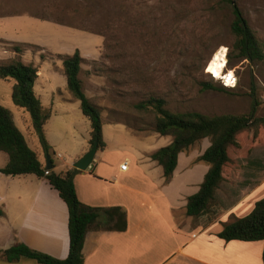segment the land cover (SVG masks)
<instances>
[{
	"label": "crops",
	"instance_id": "1",
	"mask_svg": "<svg viewBox=\"0 0 264 264\" xmlns=\"http://www.w3.org/2000/svg\"><path fill=\"white\" fill-rule=\"evenodd\" d=\"M4 20L0 17V22ZM1 28L0 24V60L19 58L33 65L34 56L39 55L40 61L35 60L33 65L37 68L33 90L43 110L49 113L44 134L50 147L52 171L62 174L72 169L73 162L90 148L91 125L81 110L80 101L67 88L63 63L58 55H71L79 50L84 59L79 72L84 89L86 81L93 80L91 66L87 63L98 58L102 42L92 49L64 42L38 45L25 40L13 41ZM9 43H27L39 49L17 53L7 47ZM45 52L48 55L41 58V53ZM26 124L28 133L35 135L31 119ZM102 135L105 147L97 150L92 168L79 170L74 177L76 193L83 204L91 207L123 208L127 229L119 232L91 228L83 245L84 264H264L263 240L226 241L218 236L225 224L249 214L255 203L264 197V155L261 159L259 154H249L245 168L233 167L227 172L228 180L219 185L215 195L224 212L212 223L202 226L186 215V204L188 197L199 190L209 169L207 163L197 161L210 145L208 138H204L205 144L190 157L179 153L177 166L166 181L161 166L151 158L160 148L159 133H134L126 123L106 115L102 121ZM127 135L137 141L129 143ZM32 140L41 162L45 163L41 159L42 155L45 161L46 156L40 144L36 145L34 136ZM170 142L171 139L167 144ZM257 147L264 149V142L252 146ZM57 153L61 157H57ZM124 161H128L129 166L121 171L120 164ZM104 218L105 214L101 213L100 221ZM19 242L57 259L66 258L69 252L68 209L46 179L33 174H2L0 252ZM0 264L41 263L28 258L9 262L0 255Z\"/></svg>",
	"mask_w": 264,
	"mask_h": 264
},
{
	"label": "rangeland",
	"instance_id": "2",
	"mask_svg": "<svg viewBox=\"0 0 264 264\" xmlns=\"http://www.w3.org/2000/svg\"><path fill=\"white\" fill-rule=\"evenodd\" d=\"M229 1L0 0V17L5 18L0 24L13 41L25 40L38 45L64 42L90 49L102 42L98 58L87 63L93 80L86 81L84 93L100 106L103 122L106 115L110 119L114 116L134 133H152L155 113L137 110L134 106L152 96L165 99V108L170 111H199L209 115L248 113L256 101L255 116L264 115V62L236 58L237 51L232 50L233 13ZM234 2L257 38L264 42V0ZM13 45L9 43L7 47ZM36 48L35 45L29 50L36 52ZM218 50L225 51L227 58V70L222 74L225 84L227 73L233 72L237 78L234 88L227 87L230 93L201 90L200 82L221 79L208 73V62ZM41 55L46 57L48 53ZM35 60L40 61L39 55L34 56ZM216 79V85L224 86ZM232 83L233 78L226 85L232 86ZM13 84L12 79L0 78V104L11 112L29 146L37 150L32 137L36 145H39L38 138L27 131L30 114L12 102ZM246 134L239 136L240 148L228 150L230 167L245 168L249 154H259L261 159L264 155L263 147L252 148ZM159 136L160 148L172 142L169 136ZM126 137L129 143L137 141L129 135ZM169 139L171 142L167 144ZM205 141L195 142L183 153L190 157ZM6 159V154L0 152V168ZM230 167L228 172L233 170Z\"/></svg>",
	"mask_w": 264,
	"mask_h": 264
},
{
	"label": "trees",
	"instance_id": "3",
	"mask_svg": "<svg viewBox=\"0 0 264 264\" xmlns=\"http://www.w3.org/2000/svg\"><path fill=\"white\" fill-rule=\"evenodd\" d=\"M229 2L233 13L230 24V31L234 36L232 50L237 51L236 58L250 62H264V42L257 38L234 0ZM34 46L24 43L13 45L12 48L15 52L21 53L24 49ZM36 47L39 49L38 46ZM58 57L63 63L67 88L72 96L80 101L81 110L90 121L89 144L91 146L96 141L98 149H103L105 142L102 135L100 106L86 96L79 78L84 59L79 50L71 55H58ZM41 58H44V55H41ZM0 78L14 80L11 99L15 106L30 114L31 128L39 140L44 155L50 157V147L44 134V125L49 113L43 110L33 90L37 68L25 64L19 58L0 60ZM200 86L201 90L231 92L227 87L216 85L214 79L202 81ZM256 104L255 101L248 113L220 115H209L199 111L173 112L165 108V99L153 96L134 105L137 110H152L155 113L153 130L161 136L172 137L170 144L159 148L151 155L152 160L161 166L166 181L171 178L177 166L180 152L187 150L201 139L210 138V145L198 159L207 163L209 169L199 190L188 197L186 204V215L193 217L202 226L212 223L224 212L223 206L216 202L215 195L219 185L228 180L227 167L232 164L228 154L229 148L241 147L239 136L244 132H247L246 135L252 146L264 142V115L255 116ZM0 151L8 157L6 164L0 168V173L7 176L33 174L38 178L46 179L57 190L68 209L69 252L66 258L57 259L19 242L0 252L5 260L14 262L28 258L41 264H84L83 245L86 234L91 228L119 232L127 229V215L123 208L91 207L79 200L74 185V177L79 172L78 169L72 168L62 174H57L52 169L47 170L46 163L41 162L39 153L29 146L24 134L15 124L11 112L1 104ZM50 163L53 164L51 158ZM101 213L105 214L102 221H100ZM218 236L226 241H264V197L255 203L249 214L234 218L225 224ZM262 260L264 263V248Z\"/></svg>",
	"mask_w": 264,
	"mask_h": 264
},
{
	"label": "bare ground",
	"instance_id": "4",
	"mask_svg": "<svg viewBox=\"0 0 264 264\" xmlns=\"http://www.w3.org/2000/svg\"><path fill=\"white\" fill-rule=\"evenodd\" d=\"M226 59L227 58L225 57V51L223 50L216 51L208 62V71L213 73L215 77L223 79L222 74L225 75L224 67L226 66ZM233 76H234L233 72L227 73V75L225 76V79H227L226 84L230 83V80L233 78Z\"/></svg>",
	"mask_w": 264,
	"mask_h": 264
},
{
	"label": "water",
	"instance_id": "5",
	"mask_svg": "<svg viewBox=\"0 0 264 264\" xmlns=\"http://www.w3.org/2000/svg\"><path fill=\"white\" fill-rule=\"evenodd\" d=\"M98 150V144L95 141L90 148L81 155L77 160H75L72 164L73 168H76L80 171H86L92 168V161L95 157V154ZM46 169H52V165L50 163V157L46 156Z\"/></svg>",
	"mask_w": 264,
	"mask_h": 264
},
{
	"label": "built area",
	"instance_id": "6",
	"mask_svg": "<svg viewBox=\"0 0 264 264\" xmlns=\"http://www.w3.org/2000/svg\"><path fill=\"white\" fill-rule=\"evenodd\" d=\"M224 70H227V67L226 66L224 67ZM208 73L211 74V76H212V73H210V72H208ZM214 79H216V78H214ZM216 80H219V79H216ZM220 80H221L222 84H224V86H226L225 85V81H223V79H220ZM232 84H233L232 86H226V87L234 88L236 86V84H237V78H236V76H233V83ZM56 156L57 157H61L60 153H57ZM128 166H129V162L128 161H124L122 164H120V170L121 171H126L127 168H128Z\"/></svg>",
	"mask_w": 264,
	"mask_h": 264
}]
</instances>
